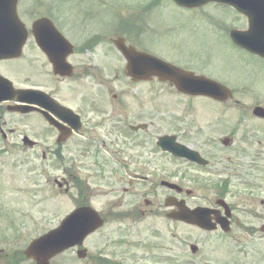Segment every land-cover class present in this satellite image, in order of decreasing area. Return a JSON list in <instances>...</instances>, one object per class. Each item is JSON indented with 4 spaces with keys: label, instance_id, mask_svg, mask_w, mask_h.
<instances>
[{
    "label": "flooded vegetation",
    "instance_id": "flooded-vegetation-1",
    "mask_svg": "<svg viewBox=\"0 0 264 264\" xmlns=\"http://www.w3.org/2000/svg\"><path fill=\"white\" fill-rule=\"evenodd\" d=\"M218 10L224 18H215ZM115 11L114 0H22L19 6L23 20L46 18L72 44L66 60L73 75L55 78L60 83L72 82L78 69L104 72L94 59L101 51L118 54ZM125 12L126 6L118 9L122 27L131 18ZM210 13L220 23L215 46L229 45L263 80L228 85L212 73V49L199 48L195 60L182 63L220 83V94H179L183 105L167 112L168 133L161 134L169 136L167 151L151 131L156 111L129 110L122 93L109 99L96 91L66 105L76 116L72 125L63 122L72 136L54 150L61 193L76 200L74 208H94L104 220L94 235L108 240L97 253L88 251L86 264H264V58L231 41L233 31L248 32L249 20L230 8ZM96 85L105 89L109 82ZM48 131L61 136L49 125ZM109 223L114 227L104 233Z\"/></svg>",
    "mask_w": 264,
    "mask_h": 264
},
{
    "label": "rangeland",
    "instance_id": "rangeland-1",
    "mask_svg": "<svg viewBox=\"0 0 264 264\" xmlns=\"http://www.w3.org/2000/svg\"><path fill=\"white\" fill-rule=\"evenodd\" d=\"M114 1L128 4L129 12L125 5V14L131 16L136 9L143 10V5L147 7L152 0ZM146 14L144 29L147 36L144 46H147L151 55L182 66L183 61L197 58L199 48H211L214 53L212 73L228 85L240 84L242 81L260 84L263 80V73L252 71L251 62L241 54L231 51L229 45L215 46L213 41L218 35L215 28L220 23L214 21V16L208 10L182 9L169 0H163L160 6L151 12L146 11ZM115 15L121 17L116 11ZM216 17L224 18L220 10L215 13ZM143 44L145 43L138 45L142 47ZM23 52L21 60L0 62V74L7 77L15 88H39L45 93L54 94L58 101L68 106L77 105L82 97H92L96 91L101 97L109 99L113 94L122 93L129 110H155L152 119L154 128L151 131L167 134V112L180 110L183 105V98L157 81L132 84L123 75L124 60L114 52L104 56L100 55L101 51L94 57L96 65L102 67L104 72L99 71L89 76L78 69L70 83H58L53 79L48 62L32 42ZM77 60L79 64L81 59ZM248 65L250 70L246 74L244 69ZM102 80L109 82V86L100 90L96 83ZM72 89L78 94L77 100L71 94ZM0 126L5 131H13L8 136V143L3 144L0 138V251L13 254L23 251L29 242L45 231L54 229L73 210L74 201L60 195L59 188L53 183V179L59 177V168L53 155L56 135L45 130L40 116L29 114L22 118L0 110ZM23 136L35 141L37 146L33 149L24 147ZM43 153L46 154L45 158L42 157ZM92 187L96 191V187ZM113 227L114 224L109 223L104 233H109ZM110 237L114 238L112 235ZM107 241L98 235L84 247L95 254L103 249L102 246ZM51 263L85 264L71 251L57 256Z\"/></svg>",
    "mask_w": 264,
    "mask_h": 264
},
{
    "label": "water",
    "instance_id": "water-1",
    "mask_svg": "<svg viewBox=\"0 0 264 264\" xmlns=\"http://www.w3.org/2000/svg\"><path fill=\"white\" fill-rule=\"evenodd\" d=\"M16 1V0H15ZM179 6L185 8H194L198 6H203L205 3L210 1H218L221 3H228L234 6L236 9L238 8L240 11L245 12L247 10L258 11L264 8V0H173ZM16 2L11 5L9 15H7L3 10L6 9L5 4L2 0H0V42L6 43L4 44V48L0 49V59H15L21 55V49L25 44L26 33L21 25L20 21L16 15L15 9ZM3 12V13H2ZM36 28V25H35ZM115 46L118 48L119 52L126 58L127 66H126V75L133 79L134 81H144V80H152L155 77H158L160 81L165 82L169 81V83L173 84L180 92L185 94H198L202 92L203 89L207 87H186L181 88L178 86L176 81L167 74H162L158 72L159 66H165L168 68H174L179 72L184 73L185 75L191 76L194 80H197L196 77L192 76L190 73H185L181 69L176 66H171L168 63H164L157 57L150 56L146 53H140L135 50V48L126 47L124 40L119 39L114 42ZM43 51L51 54L53 50V46L41 45ZM52 49V50H51ZM49 59L54 63V71L55 74L67 75L63 71H60L57 65V61L54 60L51 55H49ZM27 95H33L31 92L22 94V91L15 92L13 90L12 84L8 83V81H2L0 79V96H4L7 98H21L26 97ZM38 98L40 93L35 94ZM44 103V102H40ZM49 103V104H48ZM47 105L49 109H58L57 105L52 101H49ZM29 110V109H28ZM28 146L32 147L34 143L32 141H25ZM82 212V211H81ZM94 219V226L87 225V227H83L81 213L76 212V214L71 215L69 218L65 219L64 222L60 225L58 229L55 231L46 234L45 236L34 240L32 244L27 248L24 254L27 258L32 259L35 264H50L49 261L56 257L57 254L66 250L69 247L75 246L77 244L81 245L83 243V239L90 232L95 231L98 226H100L101 221L94 213H91ZM96 222V224H95ZM80 257H83V253H80Z\"/></svg>",
    "mask_w": 264,
    "mask_h": 264
},
{
    "label": "snow or ice",
    "instance_id": "snow-or-ice-1",
    "mask_svg": "<svg viewBox=\"0 0 264 264\" xmlns=\"http://www.w3.org/2000/svg\"><path fill=\"white\" fill-rule=\"evenodd\" d=\"M45 31H47V29H45ZM158 72L171 76L181 88L208 86V84H206L205 82L194 80L191 76L185 75L184 73L179 72L174 68L159 66Z\"/></svg>",
    "mask_w": 264,
    "mask_h": 264
}]
</instances>
